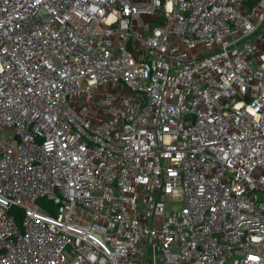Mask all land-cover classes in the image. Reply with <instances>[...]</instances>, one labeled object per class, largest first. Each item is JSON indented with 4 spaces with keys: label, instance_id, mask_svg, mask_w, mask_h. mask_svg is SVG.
Wrapping results in <instances>:
<instances>
[{
    "label": "built area",
    "instance_id": "obj_1",
    "mask_svg": "<svg viewBox=\"0 0 264 264\" xmlns=\"http://www.w3.org/2000/svg\"><path fill=\"white\" fill-rule=\"evenodd\" d=\"M0 264H264V0H0Z\"/></svg>",
    "mask_w": 264,
    "mask_h": 264
},
{
    "label": "trees",
    "instance_id": "obj_2",
    "mask_svg": "<svg viewBox=\"0 0 264 264\" xmlns=\"http://www.w3.org/2000/svg\"><path fill=\"white\" fill-rule=\"evenodd\" d=\"M11 213H12V215L14 217H16V220L18 221V223L21 224L22 218H23L22 210H20V209H12Z\"/></svg>",
    "mask_w": 264,
    "mask_h": 264
}]
</instances>
